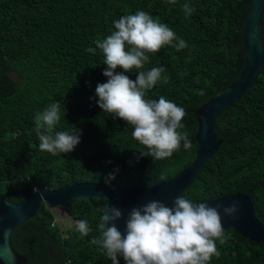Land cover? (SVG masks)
Returning <instances> with one entry per match:
<instances>
[{
  "label": "trees",
  "instance_id": "1",
  "mask_svg": "<svg viewBox=\"0 0 264 264\" xmlns=\"http://www.w3.org/2000/svg\"><path fill=\"white\" fill-rule=\"evenodd\" d=\"M250 1L0 0V198L18 203L33 189L79 183L102 184L119 193L171 179L187 168L197 149L195 112L228 88L244 67L242 26ZM185 3L194 8L191 16L183 10ZM137 11L166 24L188 45L180 51L165 46L150 54L141 69L164 68L145 99L164 97L187 113L178 131L188 133L192 147L184 149L182 141L166 159L141 155L147 149L132 138V126L97 106L96 87L107 78L95 41L115 30L114 21ZM259 31L264 54V13ZM123 74L135 80L137 70ZM53 102L61 104L54 131L75 129L80 141L71 153L58 156L39 149L34 131L35 115ZM217 127L218 151L180 196L195 204L246 195L264 226V59L254 85L220 116ZM104 202L72 200L68 218L75 224L87 221L86 236L75 224L61 227L56 212L42 203L35 217L13 231L12 249L27 264H111L100 246L91 243L99 238ZM216 245L220 255L209 264H264V242L251 243L232 229Z\"/></svg>",
  "mask_w": 264,
  "mask_h": 264
},
{
  "label": "clouds",
  "instance_id": "2",
  "mask_svg": "<svg viewBox=\"0 0 264 264\" xmlns=\"http://www.w3.org/2000/svg\"><path fill=\"white\" fill-rule=\"evenodd\" d=\"M175 2L169 0V3ZM183 10L186 16L194 12L187 3ZM113 26L115 30L111 34L95 41L96 48L103 53L106 69L102 74L107 78L106 83L96 87L97 106L132 126V138L147 149L145 154L141 153L143 156L157 160L169 158L180 149L182 141L183 148L190 149L188 133L178 131L184 127L181 121L187 114L185 109L164 97L158 101L145 99L146 91L161 79L164 68L141 70L150 54L165 46L180 51L188 47L187 43L183 39L177 40L173 30L144 11L122 16L113 22ZM86 51L93 53L94 49ZM117 69L122 72L117 73ZM133 70H137L135 80L123 74ZM164 82L167 83V78ZM200 94L203 95V91ZM60 109L61 104L53 102L35 115L34 131L39 139V149L52 156L71 153L80 142L75 129L72 132L54 131L61 119ZM113 178L110 174L109 179ZM104 205L100 209L99 238H94L91 243L100 246L111 264H119L118 257L125 264H209L213 256L220 255L216 242H225L221 209L228 217H233L239 210L235 203L212 207L207 203L193 204L182 196L174 200L173 207L151 201L142 208L132 209L125 234H122L116 226L121 211ZM75 227L81 236L90 231L85 220L77 221Z\"/></svg>",
  "mask_w": 264,
  "mask_h": 264
},
{
  "label": "water",
  "instance_id": "3",
  "mask_svg": "<svg viewBox=\"0 0 264 264\" xmlns=\"http://www.w3.org/2000/svg\"><path fill=\"white\" fill-rule=\"evenodd\" d=\"M263 13L264 0H251L242 26L244 67L238 78L228 88L217 92L195 112L197 131L194 139L197 149L194 161L187 168L171 179L131 187L119 193H113L102 184L79 183L56 190L25 192L18 203H10L0 198V264H27V259L12 249L10 239L14 230L35 217L42 203L50 209L60 211L59 215L62 217L63 212L67 216L70 215V206L74 199L83 201L93 198L105 199L104 207H114L122 213L121 219L116 221V226L122 234H125L126 221L132 209L142 208L151 201L173 207L174 200L189 190L197 175L218 151L222 141L218 137L217 120L256 82L264 59L259 31ZM201 203H207L212 207L218 204L224 207L233 203L237 204L239 210L233 217L224 216L221 209L224 230L232 229L240 237L254 244L264 242V226L255 216L250 197L236 193Z\"/></svg>",
  "mask_w": 264,
  "mask_h": 264
},
{
  "label": "rangeland",
  "instance_id": "4",
  "mask_svg": "<svg viewBox=\"0 0 264 264\" xmlns=\"http://www.w3.org/2000/svg\"><path fill=\"white\" fill-rule=\"evenodd\" d=\"M56 213V220L61 225V227L71 226L72 224H75V221H72L68 218L65 212L62 213V217L59 216L60 211L57 209L54 210Z\"/></svg>",
  "mask_w": 264,
  "mask_h": 264
}]
</instances>
